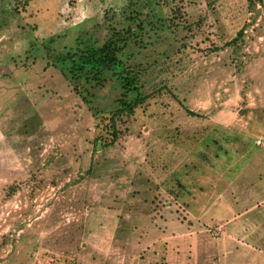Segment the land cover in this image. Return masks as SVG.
<instances>
[{"label":"rangeland","instance_id":"rangeland-1","mask_svg":"<svg viewBox=\"0 0 264 264\" xmlns=\"http://www.w3.org/2000/svg\"><path fill=\"white\" fill-rule=\"evenodd\" d=\"M18 1L0 0V264H180L259 198L235 233L264 249V0ZM111 28L131 31L119 58L146 99L95 148L117 79L74 90L45 56Z\"/></svg>","mask_w":264,"mask_h":264},{"label":"trees","instance_id":"trees-1","mask_svg":"<svg viewBox=\"0 0 264 264\" xmlns=\"http://www.w3.org/2000/svg\"><path fill=\"white\" fill-rule=\"evenodd\" d=\"M34 0H19L15 5L18 13H26L27 7ZM70 7H75L76 0H68ZM179 14V10L175 11ZM27 16L32 17V13ZM170 24H177L174 16L170 19ZM111 35L103 41L101 45L87 42L84 47H80L81 38L78 37V44L74 51L60 52L51 55L47 52L46 65L58 69L62 75L73 85L74 90L80 88L81 82L90 85H102L106 80V74L111 72L117 79L122 91L117 99V106L109 117L110 130L108 138L98 137L95 148L113 144L119 133L114 127L115 118L133 115L135 109L139 107L146 95H143L138 86L137 75L125 68L121 64L119 53L122 52L131 38L129 28L115 30L111 28ZM80 41V42H79ZM27 59V57H26ZM120 68V69H117Z\"/></svg>","mask_w":264,"mask_h":264},{"label":"crops","instance_id":"crops-1","mask_svg":"<svg viewBox=\"0 0 264 264\" xmlns=\"http://www.w3.org/2000/svg\"><path fill=\"white\" fill-rule=\"evenodd\" d=\"M238 176V175H237ZM237 177L234 179L230 180V183H233L234 180H236ZM191 194V193H190ZM209 195V194H208ZM197 196V195H196ZM200 196V195H199ZM197 196V197H199ZM212 203L215 204L216 201H220L221 199V193L220 194H212ZM193 197L195 195L192 193V196H190V202H194ZM257 200V199H255ZM263 201V198H259L256 201L255 205L249 206L245 211H242L236 215H231L227 219L222 220L218 224L224 225V236L222 237V242H216V243H210V242H203V243H191L189 247H187L186 252L180 253V264H210V262H214L216 260H219V258H222L221 264H253V259L255 257H258L262 260L260 264H264V249L262 247L256 246L253 242H241L237 241L236 237V231L240 229V226L242 225V222L239 221V216L245 213L246 211L257 207L260 202ZM193 207V205H192ZM191 207V208H192ZM204 208H206L204 206ZM204 208H199L191 209L188 211V221L187 223L189 225L186 226L185 233L186 235H191V234H197L201 233L203 231L202 227H205L203 224L202 226H199L200 219L199 214H202ZM200 211H199V210ZM195 210V211H194ZM193 220H197L195 224L192 223ZM206 228H204L205 230ZM236 232V233H235ZM221 233V234H222ZM226 234V237H225ZM235 235V236H234ZM235 239V241H230ZM172 250V247H171ZM173 251V250H172ZM187 253V254H186ZM178 255V254H177ZM186 260V263H185ZM177 261H179V257L177 258ZM191 262V263H189ZM179 264V263H177Z\"/></svg>","mask_w":264,"mask_h":264},{"label":"built area","instance_id":"built-area-1","mask_svg":"<svg viewBox=\"0 0 264 264\" xmlns=\"http://www.w3.org/2000/svg\"><path fill=\"white\" fill-rule=\"evenodd\" d=\"M223 232L222 230V226L218 225L217 227H215L214 231L212 232L214 236L219 235Z\"/></svg>","mask_w":264,"mask_h":264}]
</instances>
